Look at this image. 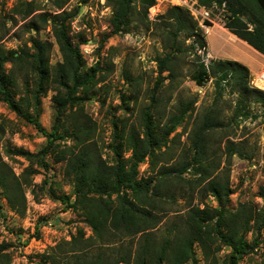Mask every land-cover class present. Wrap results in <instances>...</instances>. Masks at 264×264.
Segmentation results:
<instances>
[{
  "label": "rangeland",
  "instance_id": "374dc122",
  "mask_svg": "<svg viewBox=\"0 0 264 264\" xmlns=\"http://www.w3.org/2000/svg\"><path fill=\"white\" fill-rule=\"evenodd\" d=\"M80 3L81 0H0V45L7 50H19L29 49L30 37L46 41L52 45L49 63L53 66L61 61V56L50 22L44 24L38 15L53 16L78 9L77 14L66 22L68 36L78 46L85 68L97 65L98 71L94 82L78 93L84 100L70 104L64 111L58 125L63 139L54 142L59 145L56 153L60 155L61 149L75 144L73 138L64 133H71L74 123L86 125L87 119H90L86 128L92 126L89 132L92 148L107 164L119 161L118 164L128 171L130 153L124 137L131 130L143 132L144 115L152 116L153 133L159 147L151 150L138 164L136 179L151 180L153 188L147 195L156 194L158 197L156 209L152 212L158 223L143 234L131 237H115L108 230L101 231V239L95 236L89 224L90 207L86 206V200L76 203L72 184L63 175V161L55 162V156L47 153L41 157L49 165V170H46L39 166L38 158L27 160L8 153V150L21 149L37 155L47 142L33 125L18 118L5 103L0 102V159L8 167L7 172L10 169L13 175L31 183L30 187L23 186L25 208L21 213L10 210L0 197L4 213V217L0 216V243L9 245L4 252L10 259L9 264H44L43 257L50 253V248L57 244L68 248L65 243L71 237L76 238L77 249L87 247L88 256H99L107 263L127 256L129 264H135L136 255L145 240L158 251L167 236L173 237L175 233L184 235L187 218L196 209L218 207L214 197L204 190L208 181L206 176L228 182L232 191L228 211L234 213L240 205H245L258 213L264 206L259 196L264 189V110L252 103L248 117H234L236 95L227 88L218 96L211 76L202 85H197L192 79L201 65L210 71L212 59L234 60L243 65L245 61L252 71L263 64L261 59L235 45L216 28L223 27L226 22V1L220 5L213 1L199 4L209 12L210 18L202 22L192 17L206 44L205 49H199L197 43L191 48L195 38L186 39L183 34L179 35L175 63L172 65L173 76L170 78L168 72L162 73L163 82L154 96L152 91L158 77L157 59L168 53L164 46L168 44L163 21L171 7L162 3L157 11L144 14L134 4L130 25L113 34L110 24L112 8L105 0ZM245 14L251 17L247 10ZM30 23L35 24L38 31L31 30ZM214 36L221 45L219 49L228 53L229 57H225V53L215 54L214 49L210 51V44L215 45ZM233 48L240 49L243 54H235ZM9 70L10 65H7L6 71ZM26 71V65L21 62L19 79ZM255 77L250 74V84L264 91L256 85ZM54 88L53 82H46L40 98L39 121L47 133L55 125ZM188 105L181 123L163 139L164 127L170 123V116ZM205 119L217 128L203 135V150L199 153L198 163L193 164L194 157H197L193 147L194 135ZM114 147L119 150L120 160L114 154ZM229 148H233L231 156L226 153ZM186 163L191 165L181 176H177L176 170ZM44 180L48 184L43 185ZM122 194L132 199L128 189ZM58 197H66L72 205L66 206ZM115 198L116 195H112L108 201ZM84 206L87 208L83 211L81 207ZM216 221V218L212 220L210 227ZM246 240L253 247L239 264H264V230L259 232L256 227L252 228ZM254 242L258 245L254 246ZM208 245V258H205L199 245L193 246L197 264H225L230 250L214 239ZM65 253H56L53 264H73L75 259ZM146 262L154 264L150 256ZM6 263V259L1 257L0 264Z\"/></svg>",
  "mask_w": 264,
  "mask_h": 264
},
{
  "label": "trees",
  "instance_id": "16d2710c",
  "mask_svg": "<svg viewBox=\"0 0 264 264\" xmlns=\"http://www.w3.org/2000/svg\"><path fill=\"white\" fill-rule=\"evenodd\" d=\"M86 0H81L83 4ZM112 8L110 19L111 32L116 34L123 31L130 25L134 4L138 5L144 12L154 5L153 0H105ZM199 4L205 5L210 2H216L219 5L224 0H197ZM227 3L226 22L223 27L231 32L238 39L246 42L255 51L264 56V0H252L260 14H253L247 17L246 8L237 3V0H225ZM230 3H229V2ZM58 6H61L58 4ZM78 12L73 9L71 12H60L53 16L40 14L38 18L44 23L50 22V27L54 41L58 47L61 61L51 66L49 63V54L52 45L46 41H40L37 38L30 37L29 49L20 48L19 50H7L0 45V102H3L14 114L33 125L35 129L46 138L47 145L37 155H33L21 149L8 150L11 155L24 157L27 160L38 158L39 166L49 170V165L41 158L47 153L55 156L54 161L64 162L63 175L70 184L72 192L77 198L76 203L86 200L87 207H90L91 213L89 224L95 236L102 238L101 231L108 232L115 237H131L138 233L143 234L148 229L153 228L158 219L152 213L156 209L158 197L148 196L147 193L153 187L151 180H137L138 164L143 162L151 150L158 148V140L153 133L154 123L152 116L144 115V130L139 133L129 131L124 137L127 151L130 156L127 160L128 171L125 166H121L119 161L114 164H107L100 158L97 151L92 148L89 132L92 126L74 123L71 133H64L73 138L75 144L71 147H64L60 150V155L56 153L59 148L56 140L63 139L59 133V122L67 106L73 103L83 101L78 95L79 91L89 84L93 83L98 71L97 65L86 69L77 45H74L67 30V21L72 19ZM135 13V12H134ZM166 20L163 21V31L168 45H164L168 53L161 59H157L158 77L153 88L154 93L163 82L162 73L168 72V76H173L174 53L178 46L177 38L183 34L186 39L195 38L191 43H197L199 49H205V42L198 31L196 21L184 9L171 7L168 11ZM165 22V23H164ZM207 24V23H206ZM252 26L251 29L249 26ZM30 29L36 30L37 26L30 23ZM198 59V57H197ZM21 62L27 67V71L21 77ZM10 65V70L6 71V66ZM210 71H207L203 65L197 71L192 79L197 85H202L208 77L214 78L216 93L222 95L225 89H229L235 96L233 105L234 117H248L249 106L252 103L258 104L264 110V91L253 87L250 84V72L248 68L241 63L232 60L212 59L210 61ZM55 84L56 95L52 98L55 112V125L47 133L40 124V98L42 96L46 82ZM152 96V99H153ZM189 108V105L178 110L171 115L170 123L165 125L162 135L166 139L181 123L183 117ZM208 117V116H207ZM217 128L213 122L204 120L198 130L195 132L193 147L197 154L193 159V164L198 163L199 153L203 150V135L208 130ZM233 148L227 150L228 155H232ZM114 154L120 160L119 150L114 147ZM190 163L176 170L177 176H181ZM194 166V165H193ZM0 159V197H2L10 210L21 213L25 208V198L23 186L30 187L31 183L27 180H21L13 175L10 169ZM199 170V169H196ZM204 172H207L203 169ZM170 172H168L169 174ZM208 177H210L208 175ZM208 179L205 185V192L212 195L217 203V208L196 209L192 215L188 216L186 232L184 235L175 233L174 236H167L161 243L158 251L153 246H149L148 240L141 245L139 253L136 255L135 264H147L146 259L150 256L154 264H197L193 246L199 245L205 254L209 257V245L214 239L219 245L230 250L225 264H239L243 256L248 254L251 247L246 240V235L252 228L256 227L259 232L264 230V206L258 212H252L245 205H240L234 213L228 211L229 196L232 193L227 181H220L216 177ZM48 184L46 180L43 185ZM49 189V188H48ZM128 189L132 194V199L126 194H122ZM112 195H116L114 201L110 200ZM264 201V189L259 193ZM106 197V198H105ZM61 203L66 206L72 205L66 197H58ZM86 206L81 209L86 210ZM0 216L4 217L3 207L0 205ZM216 218V223L210 227L212 220ZM89 239L86 240L88 242ZM77 240L71 237L65 244L68 248L64 249L60 244L50 248V253L44 255V264H53L56 253L63 251L66 256H72L75 261L73 264H129L130 259L125 256L113 263H107L99 256H88L85 249H77ZM208 242V243H207ZM258 242H254L257 246ZM9 245L0 243V258L6 259L9 264L10 259L4 252Z\"/></svg>",
  "mask_w": 264,
  "mask_h": 264
},
{
  "label": "crops",
  "instance_id": "0c3cea01",
  "mask_svg": "<svg viewBox=\"0 0 264 264\" xmlns=\"http://www.w3.org/2000/svg\"><path fill=\"white\" fill-rule=\"evenodd\" d=\"M237 3H240V4H242L245 8H246V10H247V12H249L250 13V15H253V14H260V12H259V9L257 8V6L255 5V3L252 1V0H237ZM251 25L249 26V28L251 29ZM217 29H219V30H221L223 33H224V35L226 36V37H229L228 38V40H230L231 42H233L235 45H238V46H240V47H242V48H244L245 49V51H247L248 53H250V54H252V55H254V56H256V57H258L259 59H261V61H262V66L260 67V68H258V70L256 69V71H252L251 70V67H250V65L247 63V62H245L244 61V63H246V64H244V66H246L247 68H248V70H249V72H250V74L252 75H255L256 77H257V75L263 70V68H264V56L262 55V54H260V53H258L257 51H255L252 47H250L246 42H244V41H242V40H240V39H238L236 36H234L231 32H229L227 29H225L224 27H221V26H218V27H216ZM214 40H215V45L214 46H212L211 44H210V51H211V49H214L215 50V54H224V56L225 57H229V55H228V53H226V52H222L219 48L221 47V45L219 44V41L216 39V37L214 36ZM211 43V42H210ZM217 51V52H216ZM232 52H234L235 54L237 53V54H243V52L240 50V49H238V48H233L232 49ZM235 57H237V56H235ZM237 58H239V57H237ZM240 59V58H239ZM232 61H234V60H232ZM237 62V61H236ZM239 63V62H238ZM249 66H248V65ZM243 65V64H242ZM262 69V70H261ZM256 77H255V79H256Z\"/></svg>",
  "mask_w": 264,
  "mask_h": 264
},
{
  "label": "built area",
  "instance_id": "2783aa9c",
  "mask_svg": "<svg viewBox=\"0 0 264 264\" xmlns=\"http://www.w3.org/2000/svg\"><path fill=\"white\" fill-rule=\"evenodd\" d=\"M154 5L148 11H157L162 3H166L170 7H179L186 10L196 21H208L209 12L199 5L197 0H153ZM103 3V1H102ZM156 15V13H155ZM264 72V71H263Z\"/></svg>",
  "mask_w": 264,
  "mask_h": 264
},
{
  "label": "bare ground",
  "instance_id": "6f19581e",
  "mask_svg": "<svg viewBox=\"0 0 264 264\" xmlns=\"http://www.w3.org/2000/svg\"><path fill=\"white\" fill-rule=\"evenodd\" d=\"M255 83L259 88L264 89V72L258 74L257 78L255 79Z\"/></svg>",
  "mask_w": 264,
  "mask_h": 264
}]
</instances>
